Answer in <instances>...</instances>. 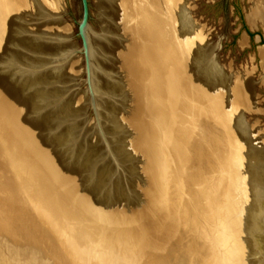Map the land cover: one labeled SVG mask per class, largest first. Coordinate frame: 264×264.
Instances as JSON below:
<instances>
[{
	"label": "rangeland",
	"instance_id": "rangeland-1",
	"mask_svg": "<svg viewBox=\"0 0 264 264\" xmlns=\"http://www.w3.org/2000/svg\"><path fill=\"white\" fill-rule=\"evenodd\" d=\"M59 1L62 2L61 5H63V7L62 6L60 7V9L64 8L60 10V14L57 13V8L54 7L55 4L54 0H41L39 3H41L42 8L40 9V11L42 13L39 16L36 15V17L33 16L29 19L28 17L25 18L24 27H26L27 29H24L21 32H25V36L27 37V40L32 41V43H34L36 46L40 43L41 45L43 43H45L46 45H50V44L52 45L51 50H47V48L45 50L37 48L33 52L29 49L26 50V54L24 52L25 59H20L19 53L13 54L11 53V49H6V46L3 47L4 44H7V42L10 41V38L6 34L4 35V32L7 29V25L5 28H3L2 27L3 21L0 18V29L3 28L2 30H0V75L4 73V75L10 77L11 75L10 72L12 70L10 64L13 61H18L16 65L18 70L17 69L16 70L18 72L22 71L20 74H22V76H25L23 78H29L33 76L35 80L37 78V80L33 82L35 89L32 90L34 91L36 89H40L37 90V94L42 93L44 91L43 94L44 93L45 94L43 96L41 95L42 96L41 102L44 105L43 110L49 111V113L51 111L53 113L54 111H57L60 108L59 104H61V107L64 105L68 107L69 111L68 109H66L67 112L66 111L62 112L63 109L61 108L59 110L60 116L59 114L54 116L55 120L53 121L54 123H52L54 126L57 125L56 130L58 132H60L61 130L64 131L66 129H67L66 131H68V136H67L68 139L66 141V144L64 145V150L67 151L66 153L71 157L73 156L75 157L76 155L79 154L80 157L82 155L79 158L80 161L86 159L94 160L92 161L94 166L92 167L93 176H97L98 169H103L104 165L108 164L107 165L108 168L105 171L107 175V179H104V184H105L104 186L108 185V183L111 185H114L115 183L116 185V183L118 182V184H120L121 179H123L124 182L122 187L119 189L120 190L119 191L120 193L118 194L119 196L116 197L120 198V195H123L125 193L127 196L125 199L131 200V203H127V205H129L127 209L129 211H131L132 209L133 210L136 209L139 211L138 215L135 216L133 215V217L137 222V227L130 228L127 230V228H125L122 225L125 224L122 222L123 218L125 219V216L121 214L115 216L118 220H121L117 222L116 226H119V228L121 227L123 232L126 233L131 232L133 236L139 234L140 236L145 237L149 232L151 234L150 238H152V240L148 242V244L151 245V249L147 248L144 249L142 252H133L136 255V260H137L135 264H150L152 260H156V262L159 264H177L176 260L180 258H184L181 259V261L185 264H190L191 259L193 258H195L196 260H198V258H201L198 260L200 261V264H215V262L216 264H222L221 261L223 262V264H251L252 262L250 260L249 255L251 254L253 249L252 248L253 241L248 235L249 233L248 228L250 223L247 216L248 214L247 209L252 205V198L250 197V192L248 188L245 189L246 184H244V189L242 190V193H244V195H242V197L240 198L242 205H240L239 208H241L242 206L243 208L241 211L238 208L239 213L241 214V219L240 218L235 219V223L237 224L235 225V228L238 226L237 227L238 234L242 232L241 235L239 236L241 237L240 240L243 238L241 240V245H242L241 248L243 250L240 249L241 251H239L238 253L230 254L229 253L230 251L228 250L230 249V247L227 246L226 242L221 243L223 246L225 245V247L219 244L217 245V247L214 246L215 248L213 247L210 249V247L207 244V242L209 241H207L206 237H204L205 233L204 234L202 233L203 226H198L197 227L198 230L190 231V229H188L185 223L183 222L179 223L178 230L175 234L176 242L179 241L181 243L174 244L173 242H171L172 241L171 240L169 243L168 242L165 243L164 246L163 243L165 240H167L168 233L172 229L173 225H171V223L165 224L162 227L160 225H157V219L159 218L161 213L159 210L153 208V206L149 203V198L151 199V197H154V195L157 192L156 193L154 192L152 194L150 193L151 181L147 174H146L147 178L145 177L147 179L145 184L139 181L140 177L138 174H136V170H135L136 169L135 166L137 162L134 159L133 152L131 151L132 145L133 148L136 151H138V153L142 151L141 153L142 162H143L142 168L144 170V168H146L149 163V156L147 157L145 153V149L142 146L144 138L142 134H139V132L135 129L137 133L132 134V136L130 135V133L126 134V136L128 135L127 137H129V142L127 141L126 138L122 140V137L125 134L124 131L127 130L124 124L125 121L124 117L129 113L128 108L130 106L131 98H132L131 90H132V85L135 86L136 84L135 83L136 75L135 73H132L131 75L132 68L129 63L130 62V58H129L128 71L130 72V74L128 73V75L130 77L132 84L130 81H126V79H124L123 89L127 93L116 94L117 90L121 88L119 84L121 83L122 79L119 77L120 76L119 73H123V72L119 67V63L117 62V64H115L116 61L114 54H112V52L110 53V51L113 43L115 42L117 44L118 42L117 40L119 39L121 40V38L124 37V33L122 34V30L116 28L114 24L110 22L105 23L104 21H102L103 20L102 17L108 15L107 13L109 12V10L107 9L106 0H89V4H90L89 27L92 32V37L94 40L92 42L93 48L94 46H96L95 49L97 50L96 51L97 54L95 53V57L93 58V61L96 66L94 69V72L96 71V75L94 78L96 88L94 90V87L91 86L92 84H90V82L88 83L87 81L86 63L84 57L85 55L81 52L82 40L78 35V31H79L78 23L82 18V11H83L82 2L81 0H59ZM218 1L220 2L223 1L226 4H228L229 7L228 11L227 10L224 11L223 6H220L218 9L213 7L210 8L206 7V5L208 4L214 5ZM257 1L259 2V0ZM108 2L110 4L111 1L109 0ZM234 2L236 3L237 0H188L189 7L188 8L186 7L185 11H182L179 14L185 16V18H188V20H190V23H188L186 27L182 28L186 43H191L189 39L190 35L191 38L193 39H196L197 35L201 37L203 36L206 37L205 40H207V42L206 44L203 43L201 47V58H199L195 62L196 67L198 66L199 69V70L197 69L196 71L199 72L200 69L202 68L206 70V73L205 72L203 73L204 75L206 76L210 75L214 81L218 82L220 85H224L223 87L221 86L222 88H218L219 87L218 84L215 87L217 89V92L218 89L229 88L228 90L223 91L221 94L225 95L229 100L232 99L233 101L235 99L236 90L232 88L234 87L236 81H240L241 85H243L242 80H248L251 83L252 87L244 91L243 102L240 104L238 103L236 105L231 101L232 104L230 105L231 106L230 109H233L232 111L234 118L233 120L236 123L237 127H239L240 129L242 128V131L246 134L249 133L250 131L251 132L255 131L257 132L258 136L263 140V142L257 145L255 149L256 150L255 154L257 153L260 154L262 158V163L259 166H257L256 169L259 168V173L262 174L264 173V57H263L264 26L259 21L250 22L248 19L249 15H251V9L252 6L254 5V1L239 0V3L244 12L245 22L247 27L251 31L258 33L254 37V41L252 42L248 32L243 27V23L241 22L239 15L235 11V7L233 5ZM17 3H19L18 0ZM177 3L178 1L175 0L173 9L177 6ZM260 3L263 5L264 8V0H261ZM55 14H59V16H55ZM53 16L55 18H58L59 20H62L63 25L67 27V29H69L68 30L69 37L63 32L55 31V33L54 32L52 33L53 38L51 40V38L48 35H44L43 33L37 31V29H35V27H37L38 25H43V24L52 25V23L55 22L54 20H57ZM18 22L19 20L17 18L12 19L8 23V26L9 27L11 25L16 26ZM112 29L114 30V32L112 31ZM169 33L170 36L176 40V29L174 26L173 13H171L170 15ZM62 35L66 36L65 39L64 36ZM66 38H67V42L69 43H66ZM245 39H246V43H243ZM148 40L149 42L148 41L146 42L145 40L144 44L147 43L151 44L152 42H154L153 39H148ZM135 45L136 42L134 45H132V47L130 46V50L128 52L130 55ZM106 47L109 53L108 51L106 53ZM98 50L101 51V54L98 52ZM177 50L178 53H177L176 61L178 63V71L180 72L181 66L179 61L180 54L178 47ZM69 53L72 54L70 55ZM64 55H66L67 57ZM68 56L70 58H68ZM150 64L153 65L154 68V65L156 64L154 57L151 58ZM67 65L68 66L70 65L73 68L68 67L70 69L69 70L66 67ZM65 67H66V71L64 70ZM49 73H51V75H49ZM188 73H192V71H189ZM41 74L43 77L41 76ZM177 74H178L177 71H175V73H173V77H175ZM182 74L185 75V73ZM200 77L202 79H199L197 85H199L201 88L203 87L202 89L205 88L206 90H209L210 87H209V83L205 80L206 77L203 75H200ZM132 80L134 81V83ZM183 80L187 82V76L184 77ZM104 81L105 83L103 86L102 82ZM105 84L107 85V87L105 86ZM91 87L93 88V91ZM31 88L32 87H30V89ZM51 89L54 91H52ZM109 90L111 91V93ZM7 91H8L7 82H3L0 80V98H2V100H4L5 102L9 103V105L11 104L12 107H14L16 110L20 112L18 103H16L8 95ZM80 93L82 95H78ZM136 96L137 99L139 100L138 94H136ZM220 99L219 102L223 107L226 108V100L221 97ZM109 103L115 105V110L117 112V117L119 118V121L115 118L111 119L109 113L110 110H108V112L106 111V105ZM72 105L73 107L75 106L74 108L75 110L73 109ZM198 105L204 107L205 104L198 102ZM23 110L24 109L22 108V111ZM64 112L66 114H63ZM191 115L193 116V114ZM13 117L14 116L12 115L10 116V118L13 120L12 122H14ZM185 117H188L189 118L188 120H191L190 122L194 123L193 122L194 117L193 120L191 119L190 115H185ZM196 118L197 121L195 119L196 124H194L196 128H198L199 125L203 123L202 121L207 120V118L205 117L200 118L198 115H196ZM186 119L184 121V126L186 128H191L192 123L188 124V122H186ZM117 121L119 127L122 128L121 133L118 132L119 130L115 131L114 129L118 126L116 123ZM27 131H25L27 135V139L29 138L27 140V147L31 150V152H33L32 149L34 148H32L33 147L32 132L30 129H28ZM71 133H73L74 135ZM29 135L31 137H28ZM120 144H122V148L125 150L124 153L120 152V150L117 147ZM85 145L87 146V148L85 147ZM67 147L71 149L68 148L69 149L68 150ZM47 155L49 156V154ZM127 158H129L132 163V169H131V173H129V176H128V168H127L129 162L127 161ZM96 161L98 162L96 163ZM0 164H1L0 182L1 181L3 182L6 178L15 179L14 174L10 172L9 171L10 169L7 168V166L4 164V160L0 159ZM225 167L227 168V166ZM94 169H95V173H94ZM230 171L225 170L221 175L223 176L222 179L228 180L229 183L232 180V174L230 173ZM183 174L185 175V172ZM262 178H263L262 180H264L263 175ZM138 181H139L138 186L140 187L141 191L135 189V186L137 185ZM16 182H19V179L16 180ZM179 185H180V181H179ZM182 186H184V184H182ZM175 188H176L175 185L174 186L172 185L170 186L169 189V191L173 195H175L176 193ZM200 188L201 187L198 184H192V186L190 185L186 186L184 190H182L181 198L179 197L182 205H185L187 203V201L190 198L191 192L193 190H199ZM258 189L263 190V193L261 194L262 197L261 196L260 197L262 198V201H264V185H259ZM12 190L13 189H11V191L8 190V192L10 193H7V191L4 192L3 190H0V212L3 211V214L7 216V218H13L12 220L13 226L12 225L9 226L12 228L9 229L10 233L7 234V232L4 231L6 232V235L9 237V239L12 240V242L21 240L23 242L22 244L23 247L28 250L33 249V247L38 248L40 250V253L44 254L43 259H45L46 262L49 263L55 262L56 264H106L104 263V261L108 259L106 257L104 259L95 257L94 259H91L89 263H84L82 260H79L78 252L76 251L77 249L71 248L68 244L69 242L72 243V240L74 241L73 237L69 235L67 232H64V230L57 225L55 220H53L52 218L48 220L44 215H42L45 212H47V209H45V207L43 205L41 206L39 203L40 207L38 205L37 206L42 212V213L40 212L41 214L39 215L38 212L35 211V209L33 208V204L31 203V201L27 200L25 193L21 191L22 190L21 188L14 190L15 193L14 191L12 193ZM239 190L236 191V193H239ZM143 191L145 193H143ZM6 195L9 198V200H11V198L12 200L8 201V199H6ZM11 195L13 197H11ZM11 205H13V207ZM181 208L184 207L182 206ZM230 209H231L230 204L228 201H226L225 205L223 206V214L225 213L227 215L228 212H231ZM36 216L38 217V219ZM3 220H4L3 216L0 215V224L3 223L2 224L3 226L0 225V227L2 226L0 228V230L2 229L1 231H3L4 229L3 227H5L4 226L5 220L4 221ZM47 221H50L52 223L53 228L55 230V231L53 230L54 239L50 240L49 238H45L43 242H41L40 240L42 235L39 234L36 227L40 226L42 227L43 230L46 231L44 226L45 223L47 228L52 227L51 225H49ZM135 228H137L138 230H136ZM261 229L263 230V235H264V219H261ZM132 231L134 232L132 233ZM121 235L128 236V233L125 235L124 233H122ZM183 236L187 237V240L189 238V240L194 241L193 244L195 245V247H196L195 238L197 236H201L203 239L202 246L204 248L201 246V249H197V248L193 249L194 247L190 243L186 244L187 242L183 241ZM0 241L4 242L3 236H0ZM261 241L262 244H264V236L262 237ZM140 243H144V242H140ZM10 244L6 243L7 246ZM148 244H144L143 247L147 246ZM190 245L193 248H191ZM163 246L166 247L165 251ZM82 247H85V245ZM168 248L174 250L172 251L174 252L173 253L174 256H172L173 257L172 259L169 256ZM212 249H214L215 251L214 250L213 252L210 251ZM246 252H248L247 253V255L249 254L248 256L246 255ZM167 253L169 257L167 256ZM224 253L226 255V258L224 257L225 256ZM208 255L211 256L208 257ZM215 257L219 259L217 260ZM229 257L230 259H228ZM213 258L216 261H214ZM226 259H228V261ZM231 259H233V261H231ZM212 260L214 262H212ZM118 264H122V263H118Z\"/></svg>",
	"mask_w": 264,
	"mask_h": 264
},
{
	"label": "bare ground",
	"instance_id": "bare-ground-1",
	"mask_svg": "<svg viewBox=\"0 0 264 264\" xmlns=\"http://www.w3.org/2000/svg\"><path fill=\"white\" fill-rule=\"evenodd\" d=\"M18 1H19V3H17V0H0V18L3 21L2 27L5 28L6 25H7V29L4 32V35L6 34L10 38V41L7 42V44H4L3 47L6 46V49H11V53H13V54L19 53L20 59H25L24 52L26 54V50H28V49L31 50L32 52L35 51L37 48H40L42 50H45L47 48V50H51L52 49L51 48L52 47L51 44L50 45H46L45 43H43L41 45V43H40V44H38L36 46L34 43H32V41L27 40V37L25 36V32H21L22 30L27 29L26 27H24V21H25L26 17H28V19H29V18H31L33 16L36 17V15L39 16L42 13L40 11V9L42 8L41 7V3H39L41 0L40 1L39 0H18ZM108 1L109 0H106L107 9L109 10V12L110 11L111 12L110 13L108 12L107 13L108 15H105L104 17H102L103 18L102 21H104L105 23L110 22V23L114 24L116 28L122 30V34L124 33V37H122L121 40L120 39L117 40L118 41L117 44L115 42L113 43V45L111 46L112 47L111 51H110V53L112 52V54H114L115 61H116L115 64H117V62H118L119 63V67L121 68L122 72L124 73V75H123V73H119L120 74L119 77L122 79V81L119 84L121 86V88H119V90H117L116 94H126L127 93L123 89L124 79H126V81H130L131 82L130 77L128 75V73L130 74V72L128 71L129 70L128 69V62H129L128 59L129 58H130V62L129 63H130V66L132 68V70H131V75H132V73H135V74L136 73H142L143 74V73H152V72H154V70L156 68L153 69V65L150 64L151 58L154 57L155 60L157 59V61L160 63L159 72L160 73L161 72L164 73V75H162V78H161V75H160V84L158 83L157 78H156V80L152 81V84H154V82L156 81L155 82V86L156 85H162L163 86L162 87V91L165 93V95H164V98H162V102L164 103V105H166V104L171 105V104H175L177 102L182 104L181 96H184V98H188V100L194 104V100L192 99L193 97H190L191 96L190 93H193V92L195 93L197 91L199 94H201L200 97H202V99H204L205 103H207L209 106L221 105V103L219 102V99H220V97L224 98L226 100V108L225 109L227 110V112L233 118V112H232L233 109H230L231 108L230 105L232 104V102L234 104H236V105L238 103L239 104L242 103L243 100H244V98H243L244 91H246L247 89H250V87H252V85H251V83L248 80H242L243 81V85L240 84V81H236L234 87L232 88V89L236 90L235 99L232 101V99L229 100L225 95L221 94L223 91L228 90L229 88L228 89H225V88L218 89V92H217V89L215 87L219 83L214 81L213 78H211L210 75H208V76L204 75L203 73L204 72L206 73V70L201 68L199 72L196 71L198 69V66L196 67L195 62L199 58H201V47H202L203 43L206 44L207 40H205L206 39L205 36L201 37L199 35L196 36V39L191 38V35H190L189 39H190L191 43H186V41L184 39V33L182 31L183 30L182 28L186 27L188 25V23H190V20H188V18H185V16H182L179 13L182 12V11H185L186 7L187 8L189 7L188 0H177L178 1L177 6L174 9H173V5H174L175 0H110L111 1L110 4H109ZM253 1H254V5L252 6L251 15H249L248 19H249L250 22L259 21L264 26V8H263V5L260 3L261 0H259V2L257 0H253ZM54 2H55L54 7L57 8V13L60 14V10L64 9V8L60 9L61 6L63 7V5H61L62 2H60L59 0H54ZM171 13H173V16H174V26H175V29H176V40L174 38H172L170 36V33H169V24H170V15H171ZM59 14H55V16H59ZM111 15H112V17H111ZM15 18H17L19 20V22L17 23L16 26L15 25H11L9 27L8 23L12 19H15ZM55 19H57V20H54L55 22L52 23V25H49V24H47V25H44V24L43 25H38L37 27H35V29H37V31H39L40 33H43L44 35H48L51 38V40L53 38L52 33L53 32L55 33V31L63 32L64 34H66L68 36V34H69L68 30L69 29H67V27H65L63 25L62 20H59L58 18H55ZM3 28H1L0 30H2ZM112 31L114 32L113 29H112ZM115 31H116V29H115ZM87 33H88L87 36H88V40H89L88 54H89V57H90V68H91L90 69L91 80L89 82L92 84L91 86L94 87V90H95L96 86H95L94 78H95V75H96V71L94 72V69H95L96 66H95V63L93 61V58L95 57V53L97 54V52H96L97 50L95 49L96 46H94V48H93V43L92 42L94 40H93V37H92V32L90 30V27H87ZM150 33L151 34L152 33L157 34L158 38L157 39L154 38L153 39L154 42H152L151 44H149V43L144 44L145 40H146V42L147 41L149 42L148 39H152ZM114 34H116V33H114ZM62 36H64V35H62ZM65 37L66 36H64V39H65ZM135 42H136V45H135V47H133L132 53L130 55L128 53L129 50H130V46L132 47V45H134ZM66 43H69V42H67V38H66ZM243 43H246V39H245V41ZM178 44H179V46H178ZM188 44H190V45H188ZM177 47L179 48V54H180V60H179L180 61V66H181V71L180 72L178 71V63L176 61L177 60V53H178ZM107 51H108V49L106 47V53H107ZM64 52H67V51H64ZM98 52L101 54L100 50H98ZM108 53H109V51H108ZM64 56H66V55H64ZM263 57H264V50H263ZM68 58H70V57L68 56ZM67 61H65V62H67ZM17 62L18 61H13L10 64V66L12 67V70L10 72L11 73L10 77H8L7 75H4V73H2V75H0V80L3 81V82H7V87H8L7 93H8V95L16 103H18V107L20 108V112H19L14 107H12L11 104L9 105V103L5 102L1 98V100L4 102L6 107L9 109V115L10 116L11 115L14 116L13 117V119H15L14 121L18 122L19 125L24 127V129H26V130L30 129L31 132H32V136H35V134H37L36 138L38 139V142L36 141V143H38L40 145V147H42V149H45L46 152L49 155L57 154L58 157L55 156L56 157L55 160H57V158H58V162L61 161L63 164L67 165L69 170H72L73 173H75V175H76L75 178H77L83 186H86V185H87V187L89 186L90 189H92V191L94 193H97V194L99 192H100V194H102V192H103L105 196H108V198H106V197H104V198H106L109 202H110L111 197L119 196L118 195L120 193L119 189L122 187L123 182H124L123 179H121V183L120 184H118V182L116 181L117 182L116 183L117 186L115 185V183H114V185H111V184L108 183V185L104 186L105 185L104 184V179H107V175H106L105 171L108 168L107 167L108 164L104 165L103 169H98V173H97L98 175L97 176H93L92 167H94V166H93L92 161H94V160H91V159L87 160L86 159V160L80 161L79 158L82 155L80 157H79L80 154L76 155L75 157L74 156L71 157V156H69L66 153L67 151L64 150V145L66 144V141L68 139L67 138L68 131H66L67 130L66 129L64 131L61 130L62 132L61 131L58 132L56 130V126L57 125L54 126L52 123H54L53 121L55 120L54 116L59 114V110L62 108L63 109L62 112H63V111H66V109H68V107L65 106V105L61 107V104H59L60 108L57 111H54L53 113L51 111L49 113V111L43 110L44 105L41 102L42 101L41 98L45 94V93L43 94L44 91L42 93L37 94V90H40V89H36L34 91L32 90V89H35L34 85H33V82H35L37 80V78H36V80H35L34 76L33 77H29V78H23L25 76H22V74H20L22 71L21 72L17 71L18 70V68L16 67ZM102 65H104V64H102ZM66 67L68 68V67H71V66L67 65ZM66 67L64 69L65 71H66ZM71 68H73V67H71ZM71 70H73V69H71ZM157 70L158 69H156L155 71H157ZM76 71H77V69H76ZM175 71H177V73H185V75L182 74L183 75L182 80H183L184 77H186L188 75L187 76V82L183 80L184 83L181 84L180 81H179L178 74L175 77H173V73H175ZM189 71H192V73H188ZM49 75H51V73H49ZM200 75H203V76L206 77L205 80L209 83V87H210L209 90H206L205 88H204L205 89L204 90V89H202L203 87L201 88L199 85H197V82L199 81V79H202L200 77ZM38 76H40V75H38ZM41 76H42V74H41ZM137 76L135 78V83H136L135 86H138L139 90H141V88L146 89V87L147 88L151 87L150 81H149V79H147L148 75L144 76L146 79L143 77L144 79L142 80V82H140L141 80L139 81V78L137 79ZM50 77H52V76H50ZM190 77H191V79H190ZM141 78H142V76H141ZM104 83H105V81L102 82L103 86H104ZM133 83H134V81H133ZM131 84H132V82H131ZM105 86L107 87L106 84H105ZM221 86L223 87L224 85H220L219 84L218 88H222ZM30 87H32V88L30 89ZM101 88H102V86H101ZM116 89H117V86H116ZM110 90H112V89H110ZM52 91H54V90H52ZM92 91H93V88H92ZM109 91H108V93H109ZM148 91L151 92L150 90H148ZM131 92H132V94H131ZM131 92H130V94L133 95V91L132 90H131ZM110 93H111V91H110ZM50 94H52V93H50ZM219 94H220V96H219ZM78 95H82V94L80 93ZM143 95H144V93H143ZM141 96L142 95H141V91H140V93L138 94V98H140ZM177 96H178V98H177ZM76 97H78V96H76ZM65 98H64V100H65ZM50 100H52V99H50ZM64 100H62V101H64ZM66 100H68V99H66ZM220 101H221V99H220ZM72 103H73V101H72ZM79 103H80V101H79ZM74 104H75V101H74ZM73 105H72V107H73ZM79 106H80V104H79ZM22 108L24 109L23 111H22ZM74 108H75V106L73 107V109ZM108 110H110L109 113H110L111 119L115 118V119H117L119 121V118L117 117V112L115 110V105H113L112 103L107 104L106 105V111L108 112ZM68 111H69V109H68ZM63 114H66V113L64 112ZM22 115H23V117H22ZM196 115L199 116V114H196L195 109H193V116L191 117V119L193 120V117H194V121H193L194 123H196L195 119L197 120ZM59 116H60V114H59ZM127 117H129L128 114L124 117V119L126 120ZM23 119L25 120V122H24ZM7 121L8 120H6V122ZM11 121H13V120L11 119ZM118 121L116 122L117 125H118ZM160 121H161V119H160ZM55 122H57V121H55ZM163 122H165V121H163ZM169 122H171V121H169ZM233 122H234V120H233ZM4 123H5V121H4ZM190 123H192V122H190ZM12 124H11V126H12ZM166 124H167V122H166ZM14 125H16V124H14ZM162 125H163V123H162ZM172 126H174V124ZM234 128L237 131V133H238V135L241 138L242 143H243V161H242L243 164L240 163L239 160L236 161V163L234 161L236 166H240V164H242V169H241L240 173L238 174V176L236 177L237 180L235 178V183H234V184H237V185H234V188H235V202L238 201V203H235L234 204V208L231 209L232 212H234L233 219H231V220L227 219L224 222L220 221L222 218L220 217L219 213L218 214H214L213 215L214 216L213 219L211 218L212 220H210L209 218L206 219L204 214H203V220H202V223H201V226H203L202 227V231H203V234L205 233L204 237H206L207 241H209V242H207V244L210 247V249L213 248L214 246L217 247V245L226 242L227 246L230 247V249H228L230 251L229 252L230 254L231 253H238L239 251H241L240 250V249H242L241 248V246H242L241 245V240L243 238L240 240L241 237L239 235H241L242 232L240 234H238V230H237L238 226L235 228V225H237L235 223V219H237V218L241 219V214L239 213V209L241 211L243 206L241 208H239V209H238V206L242 205L240 198L242 197V195H244V193H242V190L244 189V184H246L245 189L248 188V190L250 192V197L252 198V205L247 209V213H248L247 216H248V220H249V223H250L249 228H248V230H249L248 235L253 241V243H252V248L253 249H252L251 254L250 255L248 254V255L250 256V260L252 262L251 264H264V244H262V241H261L262 237L264 236L263 235V230L261 229V219H264V214H263L264 213V201H262V198H261L262 197L261 194L263 193V190H259L258 189L259 185H264V180H262L263 179L262 175L264 176V173L260 174L259 173V168L256 169V167L259 166L262 163V158H261L260 154H258V153L255 154V151H256L255 149H256L257 145L261 144L263 142V140L258 136L257 132H255V131H252V132L250 131L247 134L244 133L242 131V128L240 129L239 127L236 126L235 122H234ZM9 129H11V127ZM114 129H115V131L119 130L118 132H120V133L122 132V128L119 127V125L116 128H114ZM22 131H24V130H22ZM9 132H10V130H9ZM118 132H117V134H118ZM124 132H125V134L123 135L122 140L126 138L127 141L129 142V137H127L128 135L126 136V134L129 133L130 131L127 129ZM13 133H15V132H13ZM27 133H28V131H27ZM106 133H107V130H106ZM71 134H73V133H71ZM15 135L13 136V139H15ZM25 137H26V135H25ZM28 137H30V136H28ZM149 139H151V138L149 137ZM189 139H190V137H189ZM190 140H192V139H190ZM113 144H114V142H113ZM177 145H178V143H177ZM3 146H5V144ZM85 147L87 148L86 145H85ZM117 147L120 150V152H122V153L125 152V150L122 148V144H120ZM187 147H188V145H187ZM68 148L69 147H67V149ZM69 149H71V148H69ZM185 149H187V148H185ZM32 150H34V149H32ZM37 150H38V148H37ZM104 150H105V148H104ZM14 152H15L18 164H19V166H21V174L23 176V179L25 178L26 181L28 180L29 182H31L33 184L37 183L35 180H37V179L39 180V184L40 185H38V186H40V187H36V188L39 189V190L36 189V191H38L39 193H43L47 197H49L53 193L54 195L57 196L56 197L57 199L59 198V199L62 200L61 202H58L56 204L62 205L63 208H65V209L74 210V208H76V210H79L78 205L76 207V204L79 202L80 211H81L80 213L82 215L90 217V215L94 214V213L92 214V210L91 209H88L87 206L85 204H83L82 200L81 201L76 200L74 202L75 206H73V205L67 206L66 205L67 206L66 207L65 204H63V202L64 203L66 202L64 194H68L70 196L71 195V191L69 190V193L61 192V188L59 187V184H57L50 177L49 174H51V173L48 174V170H47V174L49 175L48 176L47 174H45L44 170H42L43 168H45L46 164L44 162H43L44 164L41 163L37 159H36V161H34V156H35L34 153L35 152L32 153L31 150L28 147H26V148L19 147L18 149H15ZM74 152H75V150H74ZM9 154L12 157L13 152H10V150H9ZM150 158H152V157H149L148 167L150 165H153V163H154L153 162L151 164ZM52 160H54V158ZM127 161L129 162V165L127 167L128 168V176H129V173H131V169H132V163H131V160L129 158H127ZM48 162H50V161H48ZM55 162H57V161H55ZM97 162L98 161H96V163ZM9 163L10 162L8 160H4V164L7 166V168L10 169V164ZM255 163H256V165H255ZM51 164H53V163H51ZM39 167H41V168H39ZM166 167H167V165H166ZM183 167H184V163H183V166H180V172L178 174H176L178 182L180 181L179 176L181 175V172H183L182 171ZM188 169L190 170L191 167L189 166ZM49 170L51 171L52 169H49ZM83 170H85V171H83ZM167 171H169V170H167ZM94 173H95V169H94ZM155 173H154V175H155ZM29 176H31L33 179H31ZM122 176H125V175H122ZM202 176H205V173L202 172ZM14 177H15L16 180H18V177H17V175H15V173H14ZM52 177H53V175H52ZM15 179L6 178L3 182L1 181L0 182V190H3L4 192L7 191V193H10V192H8V190L11 191V189H13L12 190V193H13L14 190L19 189L20 187H19V185H17L18 183L16 182ZM245 180H246V182H245ZM203 181H204V179H203ZM108 182H110V181H108ZM166 183H168V182H166ZM125 184H126V182H125ZM177 184H178V187H179V183H177ZM182 188H183V186H182ZM238 188L240 189L239 193H236V191H238ZM205 189H206V187L203 189V193L204 194H205ZM207 190L209 191L210 189H207ZM222 190H223V188H222ZM36 191H34L33 193L35 194ZM166 191H168V190H166ZM14 193H15V191H14ZM194 195H195L194 193L190 195L189 200L185 204L186 206L190 202H192L191 204H194ZM14 196H15V194H14ZM224 196H226V195H224ZM11 197H13V196L11 195ZM126 197L127 196H126L125 193L123 195H120V198H122V199H125ZM201 197H202V195H201ZM6 199H8V201L12 200V198H11V200H9L7 195H6ZM101 199H102V197H101ZM27 200L29 201L28 198H27ZM144 200H146V199H144ZM179 200H180V198L178 199L179 208L177 207V209H176V214H175L176 217L175 218L172 217V219L168 218L167 221H165L164 223H162V225H160L161 227L164 226L165 224H168V223H171V225H173L172 229L168 233L167 240H165L164 243H167V242L169 243L171 240H172L171 242H173L174 244L175 243H181L179 241L176 242L175 234H176V232L178 230L179 223L180 222L184 223L185 219L188 220V223L185 224L188 229L191 230V228L194 226V223H195L194 222V218L192 220L191 216L188 213L185 212V210H186L185 209V205H182L181 200L180 201ZM95 201H96V205L99 206L104 213H106V215L103 218L109 220L112 225L113 224L115 225V226H112V225L109 226V228L112 229L111 231L115 230L120 235L122 233H124V234L128 233L129 235L131 234V232H127V233L123 232L122 229L119 228V226H116L117 222H119L121 220H118L115 217L116 215H113V212L115 211V209L116 210L118 209L117 207L120 206L119 204L118 205L112 204V206H107L105 203H101L100 200L95 199ZM204 201H206V200L204 199ZM5 203H7V202H5ZM204 203H206V202H204ZM11 204H13V203H11ZM11 206L13 207V205H11ZM38 206H39V204H38ZM38 206H37V208L36 207L35 208L38 209V212L40 213L41 212L40 209H39L40 206L39 207ZM53 206H56L55 203L53 204ZM182 206L184 208H181ZM210 207H212V206H210ZM118 211L119 212H126V213L131 212V213H128L131 216L130 215L126 216L125 219H127L129 222H135V224H137V222H136L135 218L133 217V215L134 216L138 215V212H139L138 210H136V209L133 210L132 209L131 211H129L127 208H125V210L119 209ZM191 214H192V212H191ZM0 215H3V211L0 213ZM97 217H99V216H97ZM6 218H7V216H6ZM7 219L9 220V218H7ZM37 219H38V217H37ZM99 219H101V218H95V221H97ZM224 219H225V217H224ZM107 220H103L101 225H106V221ZM47 222L52 227L47 228L46 227V223L44 224L45 229H46V231H44L45 232L44 234L47 235L46 237L45 236L44 237L45 238H49L50 240H52V239H54L53 234H54L55 230L53 228L52 223L50 221H47ZM122 222L125 223V221H122ZM239 223H241V222H239ZM2 224H0V225H2ZM24 224H26V223H24ZM122 225H124V224H122ZM222 229L224 230V232H223ZM221 230H222V232H221ZM242 230H244V229H242ZM133 232L134 231H132V233ZM216 233H217V236H216ZM7 234H9V233H7ZM182 235H184V234H182ZM62 237H64V236H62ZM213 237H214V239H213ZM184 238H185V236L183 237V241L187 242L186 244L190 243L194 247L193 248L190 245L191 248H193V249H196V248L197 249H201L202 241H203L202 238L201 239L195 238L196 247L193 244L194 241H191L189 239L187 240L186 238L185 239ZM41 242H43V241H41ZM213 242H215L216 244L213 243ZM164 246H165V244H164ZM223 247H225V245ZM165 249H166V247H164V251H165ZM188 249H189V246H188ZM213 250L214 249H212L210 251L213 252ZM172 251H174V250L168 248V253H169V256H170L171 259L173 258L172 256H174L173 255L174 252H172ZM33 252L42 254V253H40V250L38 248H35V247H33ZM168 253H167V256H168ZM225 253H224V255H225ZM247 253L248 252H246V255H247ZM200 254H198V255H200ZM209 256H211V255H208V257ZM224 257L226 258V255ZM230 257L228 259H230ZM181 259H184V258H180L178 260L174 259V260L177 261V264H185V263H183L181 261ZM199 259H201V258H198V260ZM228 259H226V260L228 261ZM233 259H231V261H233ZM198 260L193 258V259H191V263L190 264H200V261H198ZM116 261H122V259L116 258V259H114V262H116ZM214 261H216V260L214 259ZM214 261L212 260V262H214ZM221 263L223 264L222 261H221ZM150 264H159V263H157L156 260H152ZM215 264H216V262H215Z\"/></svg>",
	"mask_w": 264,
	"mask_h": 264
},
{
	"label": "crops",
	"instance_id": "crops-1",
	"mask_svg": "<svg viewBox=\"0 0 264 264\" xmlns=\"http://www.w3.org/2000/svg\"><path fill=\"white\" fill-rule=\"evenodd\" d=\"M150 35H151L152 39L158 38V35L155 33H152V34L150 33ZM155 63L156 64L154 65L153 69L156 68V69H158L157 71H155L156 70L155 69L154 72H152V73H143V74L142 73H136L138 76L135 74L137 76V79L139 78V81L141 80L140 82H142V80L145 78L144 76L148 75L147 79H149L151 87L150 88L146 87V89L141 88V90H139L138 86H132L133 95L131 98L130 106L128 108V111H129L128 116L129 117L126 118V120L124 121V124L126 126V129H128L130 131L129 133L131 136H132V134L137 133V131L139 132V134H142V136L144 138L142 146L144 147L145 151L147 152V153L145 152L146 155L149 157H152V158H150V160L152 159L151 164L154 162L153 165H150L149 167L147 166L143 170V168H142L143 162H142V156H141L142 151L140 153H138V151H136L133 148V145L131 146V143H130L131 151L133 152L134 159L137 162V164L135 166V168H136L135 170H136V174H138L140 177L139 181H141V183L145 184L147 181V179H146L147 178L146 174H147L148 177L150 178V181H151L150 193L151 194L154 192L158 193V194L156 193L154 195V197H151V195H150L151 199L149 198V203L153 206V208L160 210L162 212V213L160 212L161 215L157 219V225H162V223L167 221L168 218L172 219V217H174V218L176 217L175 216L176 209H177V207L179 208L178 199H179V197L181 198V195H182L181 190H184V188L186 186H189V185L192 186V184H198L201 188L199 190H193L191 192V194H193V193L195 194L194 195V204H191L192 202H190L187 204V206L185 205V209H186L185 212L191 216L192 220L194 218V222H195L194 226L191 228V230H193V231L198 230L197 227L201 226V223L203 220V214H204L206 219L209 218L210 220L213 219L214 214H218V213L220 214V217L222 218L220 221L224 222L227 219L231 220V219H233V215H234V212H232L231 209H233L234 204L238 202V201L235 202L234 185H237V184H234L235 178L240 173V171L242 169V164H243L242 163V161H243V143H242V140L239 137L237 131L234 128L233 118L227 112L225 107H223L222 105L209 106L207 103H205L204 99H202V97H200L201 94H199L197 91L195 93L194 92L190 93V95H191L190 97H193L192 99L194 100V104L191 103L188 100V98H184V96H181L182 104L177 102V103L171 104V105H169V104L164 105V103L162 102V98H164V95H165V93L162 91L163 86L162 85H156L155 86L156 81L154 82V84H152V81L156 80V78L158 80V83L160 84V75H161V78H162V75H164V73L159 72L160 63L157 61V59L155 60ZM140 75L142 76V78ZM178 77H179L180 83L183 84L184 82L182 80V77H183L182 73H178ZM148 90H150L151 92H149ZM140 91H141L142 96L140 97L141 99L139 98V100H138L136 94H139ZM142 92L144 93V95ZM198 102L204 103L205 104L204 107L199 106ZM131 104H132V106H131ZM7 109L8 108L6 107V105L4 104V102L0 98V137H2V138H0V143H2L1 145L5 144L6 146H8L11 149H13V143H14V145H16V149H18L19 147L26 148L27 147V140L29 139V138L27 139V135L25 134V131H27V130L24 129V127H22L21 125H19L18 122H16V121L12 122L11 121V118L9 115V109L8 110ZM193 109H195L196 114H199L200 118L205 117V118H207V120L202 121L203 123L201 125H199L198 128H196L194 126V124H196V123H194V124L192 123L191 128H186L184 126V121L187 118L186 122H188V124H189L190 120H188V119L190 117L189 116H188L189 118L185 117V115H190L192 117L191 114H193ZM160 119H161V121H160ZM6 120H8V121L6 122ZM4 121H5V123H4ZM163 121H165V122H163ZM169 121H171V122H169ZM166 122H167V124H166ZM162 123H163V125H162ZM170 123L172 125L174 124V126H172ZM11 124H12V126H11ZM14 124H16V125H14ZM10 127H11V129H9ZM16 129L17 130L19 129V130L17 131ZM9 130H10V132H9ZM22 130H24V131H22ZM13 132H15V133H13ZM14 135H15V139H13ZM25 135H26V137H25ZM36 135L37 134H35V136L32 137L33 148L35 150V151L33 150V152H35L34 153L35 154L34 161H36V159H37L41 163L44 162L47 165V166L45 165L46 169L43 168L45 174H47V170H48V174L51 173V174H49L50 177L59 185L61 183V180H63V179H65V181H71L73 183V186L75 187L74 191H73V189L70 190L71 195H73V196H75L77 194V191H79V190L92 191V189H90L89 186L88 187H87V185L83 186L80 183V181L77 178H75L76 177L75 173H73L72 170H69L67 165L63 164L64 167L67 168L68 170L59 168L60 162H55V159H56L55 156H57V154L47 156L48 153L45 154L46 150L45 149L43 150L42 147H40V145L38 143H36V141L38 142ZM149 137L151 139H149ZM189 137L192 140H190ZM177 143H178V145H177ZM187 145H188V147H187ZM36 147L38 148V150ZM185 148H187V149H185ZM7 151L9 153V150H7ZM53 158H54V160H52ZM57 160H58V158H57ZM238 160L240 163H242V164H240V166L235 165L236 161H238ZM48 161H50V162H48ZM234 161H235V163H234ZM51 163H53V164H51ZM183 163H184V167L182 170L183 172H181V175L179 176L180 185L178 187L177 183H179V182L177 180L176 174L179 173L180 166H183ZM166 165H167V167H166ZM189 166L191 167L190 170L188 169ZM225 166H227V168ZM49 169H52L51 170L52 172ZM167 170H169V171H167ZM225 170L226 171L231 170L230 173L232 174V180L230 181V183L228 180L222 179L223 176H221V175H222L223 171H225ZM83 171H85V170H83ZM184 172H185V175L183 174ZM202 172L205 173V176H202ZM154 173H155V175H154ZM52 175H53V177H52ZM203 179H204V181H203ZM142 180H143V182H142ZM236 180H237V178H236ZM139 181H138L137 185L135 186V189H138L141 191L140 187L138 186ZM166 182H168L169 184ZM182 184H184L183 188H182ZM172 185L173 186L175 185V187H176L175 188V191H176L175 195H173L169 191L170 186H172ZM205 187H206V189H205V194H204L203 189ZM222 188H223V190H222ZM165 189L168 191H166ZM207 189H210V190L208 191ZM238 190H239V188H238ZM21 191H23V190H21ZM143 193H145V192L143 191ZM223 194L226 196H224ZM93 195H94V197H93L94 199L100 200L101 203H105L107 206H112V204H115V205L119 204L120 206L117 207L118 208L117 210L115 209V211L113 212V215H120L121 214V215H124L125 217L130 215L128 213H131V212L126 213V212H119L118 211L119 209L125 210V208H127L129 206V205H127V203H131L130 199H122V198H118V197L114 196V197H111L110 202H109L106 199V198H108V196H105L103 192H102V194H100V192L98 194L93 192ZM201 195L203 198L201 197ZM26 197L28 198L27 195H26ZM101 197H102V199H101ZM104 197H106V198H104ZM204 199L206 201H204ZM93 201H95V200H93ZM226 201H228L229 204L231 205L230 206V208H231L230 213L231 214L228 212L227 213L228 217L225 213L223 214V206L225 205ZM82 202H83V204H85L87 206L88 209H90L89 205L87 204L86 201L82 200ZM204 202H206V203H204ZM31 203L33 204V208L35 209V211L38 212V209H36L37 205L35 203H33L32 201H31ZM210 206H212V207H210ZM239 207L240 206H238V208ZM191 212H192V214H191ZM224 217H225V219H224ZM125 223L126 224H124L123 226L125 228H127V230L130 228L137 227V224H135V222H129L128 221ZM184 223L187 224L188 220L185 219ZM110 225H112V224L110 223L109 226ZM112 226H115V225L113 224ZM36 229L38 230L39 234L42 235L41 241H43L45 239V237L47 236L44 234L45 230H43L42 227H40V226H37ZM222 230H221V232H222ZM223 232H224V230H223ZM202 233H203V231H202ZM199 234H200V231H199ZM185 238L187 239V237H185ZM196 238L201 239L202 237L197 236Z\"/></svg>",
	"mask_w": 264,
	"mask_h": 264
},
{
	"label": "water",
	"instance_id": "water-1",
	"mask_svg": "<svg viewBox=\"0 0 264 264\" xmlns=\"http://www.w3.org/2000/svg\"><path fill=\"white\" fill-rule=\"evenodd\" d=\"M81 2H82L83 11H82V18L78 23L79 24L78 35L82 40L81 52L85 55L86 72H87L86 74H87V81L89 83V81L91 80V74H90L91 68H90V57L88 54L89 40L87 36L88 34L87 27H89V20H90V4H89V0H81ZM6 149L10 150V152H13L12 157ZM15 149H16V145H14V143H13V149L9 148L6 145L3 146L0 143V159L8 160L10 162V165L12 166H10L9 171L17 175L19 179V182L17 183L24 191L23 193H25V196L27 195L29 199L36 205L40 203L41 206L43 205L45 209H47V212L43 214L46 217V219L50 220L52 218L53 220H55L57 225L64 230V232H67L69 235L73 237L74 241L72 240V243L69 242L68 244L71 248L77 249L76 251L78 252L79 260H82L84 263H89V261L95 257H99L103 259L106 257L108 259L105 261L103 260L104 263L106 264H118V263L135 264L137 260H136V255L133 252H142L144 249L147 248L151 249V245L148 244V242L152 240V238H150L151 234L149 232L147 233V236L143 237L140 236L139 234L134 236L129 234L128 236H123L120 235L115 230L111 231L112 229L109 228L110 221L103 218L106 215V213H104L102 209L96 205V201H93L95 199L93 198L94 195L92 191L79 190L77 191V194L75 196L73 195L69 196L68 194H64L66 202L65 203L63 202L65 206L66 205L75 206L74 202L76 200L86 201L87 204L89 205V208L92 210V214L94 213L93 215H90V217L83 216L80 213L81 211H80L79 202L76 204V207L78 205L79 210H76V208H74V210L65 209L63 208L62 205L56 204L58 202H61L62 200L59 198L57 199L56 198L57 196L54 195L53 193L52 195L47 197L43 193H39L38 191H36V189H38L36 187H40L38 186L40 185L39 180L38 179L35 180L38 184L37 183L33 184L28 180L26 181L25 178L23 179V176L21 174V166H19L14 152ZM55 161L58 162V160ZM59 165H60L59 168L68 170L67 168L64 167L61 161ZM29 177L33 179L31 176ZM59 187L61 188V192L63 193H69V190L73 189L74 191L75 189L73 183L71 181H65V179L61 181ZM34 191H36L35 194L33 193ZM53 202L55 203L56 206H53L54 204ZM38 214L40 215L41 213ZM2 216L5 220L4 223L5 227H3L4 228L3 231L0 232V236H3L4 238V242L0 241V264H56L55 262L53 263L46 262V260L43 259V254L34 253L33 249H31L32 251L25 249L22 245L23 242L21 240L12 242V240H10L6 235V232L10 233L9 229L12 228L9 226L10 225L13 226L12 224L13 218H9L8 220L4 214ZM95 218H101V219L95 221ZM103 220H107L106 225H101ZM123 221L128 222V220L124 218ZM135 229L138 230L137 228ZM5 242L7 244L10 243L11 244L7 246ZM140 242H144V243H140ZM144 244H148V245L143 247ZM84 245L85 247H82ZM116 258L118 259L120 258L122 259V261L114 262V259Z\"/></svg>",
	"mask_w": 264,
	"mask_h": 264
},
{
	"label": "trees",
	"instance_id": "trees-1",
	"mask_svg": "<svg viewBox=\"0 0 264 264\" xmlns=\"http://www.w3.org/2000/svg\"><path fill=\"white\" fill-rule=\"evenodd\" d=\"M233 5H234V7H235V11H236V13L239 15V17H240V19H241V22L243 23V27H244V29L248 32V34H249V36H250V38H251V41L253 42V41H254V37H255L256 34H258V33H255V32H253V31H251V30L247 27L246 22H245L244 12H243L242 7H241V5H240V3H239V0H237L236 3L234 2ZM220 6H223L224 11H225V10L228 11V9H229L228 4H226V3L223 2V1H222V2L218 1V2L215 3L214 5H211V4L206 5V7H208V8L213 7V8H216V9H218ZM227 11H226V12H227Z\"/></svg>",
	"mask_w": 264,
	"mask_h": 264
}]
</instances>
